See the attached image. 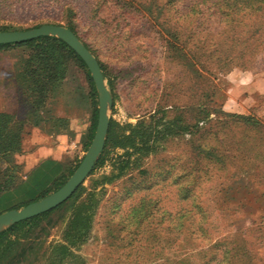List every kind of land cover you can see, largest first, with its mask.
<instances>
[{
  "label": "rangeland",
  "instance_id": "rangeland-1",
  "mask_svg": "<svg viewBox=\"0 0 264 264\" xmlns=\"http://www.w3.org/2000/svg\"><path fill=\"white\" fill-rule=\"evenodd\" d=\"M44 25L72 29L97 59L110 127L132 139L98 167L105 147L67 201L85 211L87 232L65 264H264V0H0V32ZM31 52L0 50L1 123L12 138L44 126L72 144L68 181L94 139L99 94L65 54L35 92ZM4 148L8 186L24 172L21 151ZM12 187L0 215L44 194L30 203L33 188ZM68 204L29 234L20 264H50L73 220Z\"/></svg>",
  "mask_w": 264,
  "mask_h": 264
},
{
  "label": "trees",
  "instance_id": "trees-1",
  "mask_svg": "<svg viewBox=\"0 0 264 264\" xmlns=\"http://www.w3.org/2000/svg\"><path fill=\"white\" fill-rule=\"evenodd\" d=\"M72 30V29H71ZM74 32V31H73ZM29 48L33 52H31L30 58L26 61L25 68H26V75L29 80V83L33 87V90L41 91L43 88V85L41 84L42 81H53L58 76L59 72L63 68V60L62 56L65 54L67 56H70L73 58L78 65L84 69L86 72L90 85L92 86V91L96 97V90L94 86V82L91 78L90 72L86 66V64L83 62V60L62 40L55 38V37H44L37 40L21 43V44H12V45H4L0 46V50H6V49H15V48ZM30 86V87H31ZM3 118H8L4 115H0V146L5 147V151H14L18 152L21 151L22 153V142L25 136L22 138V135L20 133L14 134V137L8 133H6V128L3 126ZM14 140V142H18L14 145H11L8 142L11 140ZM131 137L124 136L122 139H118L116 136V129L114 123L111 124L108 141L106 145L105 155L101 162L99 163L98 167L101 166L106 162V155L108 154L109 150L114 147L115 145H118L120 147H128L129 143L131 142ZM18 169H22L21 166H17ZM69 170V168H68ZM69 173L67 171L66 174H63L59 179L55 180L54 182L48 184L47 186L43 184V186L37 185L33 186V191L28 196H25V198H28L29 200L32 198H35L37 194L44 193L39 199H43L47 197L50 193L47 192V190L51 186H56L59 190L61 187H63L67 181L66 175ZM11 183L10 185H0V195L1 193L5 192L7 188L11 187V185L14 188H17L21 182L23 181L22 178L19 177H11ZM5 176H2L1 181H5ZM17 182L18 186L15 187L14 184ZM45 185V186H44ZM12 187V188H13ZM11 188V189H12ZM13 188V189H14ZM38 199V200H39ZM72 201L76 200V195L73 196L71 199ZM36 201L35 199L30 200L31 202ZM66 204H63L62 206L58 207L57 209L48 212L46 214H43L39 217L26 220L24 222L15 224L11 227H9L4 232L0 233V264L7 263V264H20L23 259L25 244H28V246L32 245V242H30L29 234L33 232L34 228L39 226V224L49 218L52 214L55 212L62 210ZM68 207L72 209L73 211V220L71 221L65 236H64V243L55 246L50 254V264H65L68 257L72 255V250L77 249L81 246V244L84 242L87 232V226L85 223V219L83 218V212L82 208L79 206H76L74 202H71L68 204Z\"/></svg>",
  "mask_w": 264,
  "mask_h": 264
},
{
  "label": "water",
  "instance_id": "water-1",
  "mask_svg": "<svg viewBox=\"0 0 264 264\" xmlns=\"http://www.w3.org/2000/svg\"><path fill=\"white\" fill-rule=\"evenodd\" d=\"M44 37H55L65 42L86 64L99 94L98 125L94 139L83 161L57 192L29 204L20 210H12L0 215V233L9 227L51 212L66 203L93 173L102 156L110 128L109 111L112 94L97 59L79 38L63 26L44 25L27 31L0 32V46L21 44Z\"/></svg>",
  "mask_w": 264,
  "mask_h": 264
},
{
  "label": "crops",
  "instance_id": "crops-1",
  "mask_svg": "<svg viewBox=\"0 0 264 264\" xmlns=\"http://www.w3.org/2000/svg\"><path fill=\"white\" fill-rule=\"evenodd\" d=\"M71 149L72 144L63 146L62 143L54 141L44 126L27 134L22 142V153L17 157L24 178L13 190V195L18 196L23 190L28 193L33 186L40 184L47 186L66 174L70 165ZM0 203H6L5 196L0 197Z\"/></svg>",
  "mask_w": 264,
  "mask_h": 264
}]
</instances>
